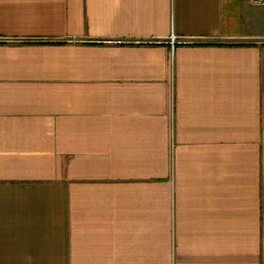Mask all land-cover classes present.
<instances>
[{"label":"crops","instance_id":"0c3cea01","mask_svg":"<svg viewBox=\"0 0 264 264\" xmlns=\"http://www.w3.org/2000/svg\"><path fill=\"white\" fill-rule=\"evenodd\" d=\"M0 264H264V7L0 0Z\"/></svg>","mask_w":264,"mask_h":264},{"label":"built area","instance_id":"2783aa9c","mask_svg":"<svg viewBox=\"0 0 264 264\" xmlns=\"http://www.w3.org/2000/svg\"><path fill=\"white\" fill-rule=\"evenodd\" d=\"M253 4L263 6L264 7V0H250ZM172 42L174 41V37H171Z\"/></svg>","mask_w":264,"mask_h":264}]
</instances>
